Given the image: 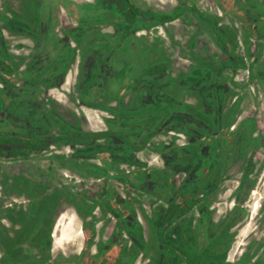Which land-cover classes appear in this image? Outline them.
I'll return each instance as SVG.
<instances>
[{"label": "flooded vegetation", "instance_id": "obj_1", "mask_svg": "<svg viewBox=\"0 0 264 264\" xmlns=\"http://www.w3.org/2000/svg\"><path fill=\"white\" fill-rule=\"evenodd\" d=\"M174 1L0 0V155L56 157L98 209L78 254L62 212L0 264H264V5Z\"/></svg>", "mask_w": 264, "mask_h": 264}, {"label": "rangeland", "instance_id": "obj_2", "mask_svg": "<svg viewBox=\"0 0 264 264\" xmlns=\"http://www.w3.org/2000/svg\"><path fill=\"white\" fill-rule=\"evenodd\" d=\"M174 5L175 1L171 0ZM174 1V2H173ZM177 20L171 25L175 35H178V40L183 42V45L188 46L187 40H184L188 36V33H182L181 28L183 27L182 21ZM202 35H205L203 31ZM215 51H221L220 48L215 47ZM170 54L176 55V50L171 49ZM188 57L183 59L178 58L183 65L177 67H186L190 62ZM236 64H238L236 62ZM179 89L178 86H176ZM258 90L264 91V81H259L256 85ZM58 94V92H55ZM194 94V93H193ZM60 95V93H59ZM254 107V106H253ZM260 111V110H257ZM62 161L56 160V157H52V160L48 156L32 152L24 158H8L3 155V151L0 155V241L3 242H25V243H36L38 242V234L43 233L41 238L46 240L50 238L49 244L55 243V236L49 235L56 226L58 217L61 213L65 212L68 214V218L71 216L75 217L76 226L81 228V221L76 217L74 207L80 206L71 201L68 190L76 195L78 198L81 194V185L79 179L76 176V172L67 171L61 166ZM7 184L6 193L2 188L3 184ZM42 187V193H37L38 186ZM94 186V183L91 185ZM96 187L91 188V191H95ZM71 201V202H70ZM35 204L36 212H30ZM93 210L97 211V205L94 206ZM91 213V211H86ZM87 215V214H86ZM91 221V220H89ZM95 223L100 226L99 221ZM255 224H251L253 227ZM85 226V225H84ZM26 232V237L20 236ZM9 233H13L11 235ZM29 235V236H28ZM37 236V237H36ZM25 241H22V240ZM21 240V241H19ZM47 242V240L45 241ZM67 248L59 249L56 248L53 252L54 255L68 253L71 249H78V239L75 238L72 241L65 243ZM74 244V245H73ZM66 249V250H65ZM64 251V252H63ZM49 251L42 250L38 252L37 249L29 253H25L28 258L36 259L37 254L45 256ZM31 254V255H30ZM78 254V252H74ZM51 257V255H50ZM49 257V259H50Z\"/></svg>", "mask_w": 264, "mask_h": 264}, {"label": "crops", "instance_id": "obj_3", "mask_svg": "<svg viewBox=\"0 0 264 264\" xmlns=\"http://www.w3.org/2000/svg\"><path fill=\"white\" fill-rule=\"evenodd\" d=\"M12 1V4H15V5H18L19 3H20V1L21 0H11ZM252 2H254V1H252ZM259 2H260V4H262V5H264V0H259ZM200 35H202V32L200 33ZM203 36V35H202ZM204 44H206V43H204ZM213 48V47H212ZM88 113L91 115V116H94L95 114H94V112H92V111H88ZM94 123H97V120H96V116H94ZM94 206L95 205H93V204H83V205H78L77 207L75 206L73 209H74V211H75V215H76V217H78V219H80V221H81V230H82V237L79 239L78 238V243H79V248L78 249H73L74 251H76V252H79L80 250H81V248H82V246H83V244H84V236H83V229H84V227L85 226H83L84 224H83V220H84V218L86 219V218H88V215H89V213H86V211H91V213L93 214V208H94ZM87 214V215H86ZM95 221H99V219H96ZM54 231H55V229L49 234V235H47V236H53L54 237ZM38 234V242L36 241V243H25V242H18V243H23V244H26L25 246H26V249H25V252L24 251H16V252H12V254H14L15 253V255L17 254V256L20 254L19 252H24V253H29V252H31V251H33L35 248H32V246H35V245H43L44 243H45V240H43V238H41V235H44L43 233H37L36 232V235ZM26 232H24V234L22 233L20 236H24V237H26ZM29 236V235H28ZM37 237V236H36ZM22 240V239H21ZM21 240H19V241H21ZM22 241H25V240H22ZM17 243V242H16ZM32 245V246H31ZM74 245V244H73ZM51 246H53V248H55V244H53V245H51ZM57 248H59V249H64V248H67V246H66V244H64V245H62V247H57ZM37 249V248H36ZM56 249V248H55ZM66 250V249H65ZM31 255V254H30ZM13 256V259L14 260H18L20 257H15L14 255H12ZM26 256V255H25ZM24 259L26 260V262H31V261H33L34 259H31V258H28L27 256L26 257H24ZM13 262H16V261H13Z\"/></svg>", "mask_w": 264, "mask_h": 264}, {"label": "trees", "instance_id": "obj_4", "mask_svg": "<svg viewBox=\"0 0 264 264\" xmlns=\"http://www.w3.org/2000/svg\"><path fill=\"white\" fill-rule=\"evenodd\" d=\"M32 205H34L33 207H32V209L30 210V212L32 211V212H36V206H35V204H32Z\"/></svg>", "mask_w": 264, "mask_h": 264}]
</instances>
